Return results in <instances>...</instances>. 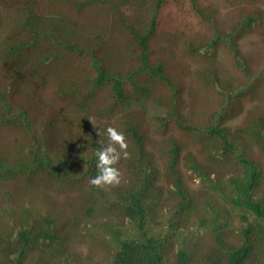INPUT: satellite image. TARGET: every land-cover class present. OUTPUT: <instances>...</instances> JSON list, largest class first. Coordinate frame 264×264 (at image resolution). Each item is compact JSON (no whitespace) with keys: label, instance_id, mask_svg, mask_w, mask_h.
<instances>
[{"label":"trees","instance_id":"trees-1","mask_svg":"<svg viewBox=\"0 0 264 264\" xmlns=\"http://www.w3.org/2000/svg\"><path fill=\"white\" fill-rule=\"evenodd\" d=\"M186 2L14 0L0 19V264H264V70L238 49L262 10L231 0L218 33L202 9L215 34L194 40L163 17ZM109 126L120 182L92 185Z\"/></svg>","mask_w":264,"mask_h":264},{"label":"rangeland","instance_id":"rangeland-1","mask_svg":"<svg viewBox=\"0 0 264 264\" xmlns=\"http://www.w3.org/2000/svg\"><path fill=\"white\" fill-rule=\"evenodd\" d=\"M13 1L14 0H0V19L3 20L7 14L12 12V7L17 4L13 3ZM244 4L246 6H256L260 8L262 10L264 20V0H250L248 2L239 0V5L244 6ZM231 8V0H193L192 2L187 0L185 5H180L178 8L174 6L173 3H171V5H169L168 8L164 10L163 17L167 26L171 28L173 25H175L176 29L179 30L186 28L185 21L188 18L191 29V39H212L214 36L213 34H215L212 23H210L205 17L202 19L196 18L197 12H201L202 9H205L213 14V16H215L217 19V32L222 33L224 27L228 23V17ZM169 14H176V17L172 18L171 21ZM3 29H5V26L3 28L2 24L0 23V32H2ZM221 44L223 45H220L215 57L221 59L226 66L233 67L234 62L231 59V56L226 54L225 43ZM238 49L240 50L241 55H244L245 59L247 60L246 64H248L251 69L264 70V33H252L246 35L238 41ZM3 75L4 72L0 71V82L4 81ZM125 104L127 109H141L150 118H163L166 112L165 107L146 97L128 99ZM240 118L241 116L231 120V122L235 124ZM33 261L34 256L32 255L28 260H26V264H33Z\"/></svg>","mask_w":264,"mask_h":264},{"label":"clouds","instance_id":"clouds-1","mask_svg":"<svg viewBox=\"0 0 264 264\" xmlns=\"http://www.w3.org/2000/svg\"><path fill=\"white\" fill-rule=\"evenodd\" d=\"M98 134L100 132L98 130ZM107 142L100 141V146L96 149V168L97 175L90 178L89 183L96 186L103 184H118L120 182L119 169L114 167L121 157V152L117 150L115 145H119L120 150L127 149L128 145L123 132L118 131L114 127L106 129ZM123 156H128L127 151H123Z\"/></svg>","mask_w":264,"mask_h":264}]
</instances>
